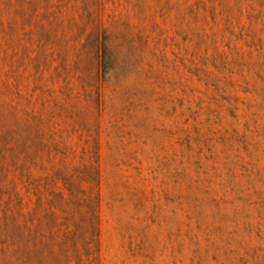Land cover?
<instances>
[{
	"label": "rangeland",
	"instance_id": "374dc122",
	"mask_svg": "<svg viewBox=\"0 0 264 264\" xmlns=\"http://www.w3.org/2000/svg\"><path fill=\"white\" fill-rule=\"evenodd\" d=\"M0 264H264V0H0Z\"/></svg>",
	"mask_w": 264,
	"mask_h": 264
}]
</instances>
